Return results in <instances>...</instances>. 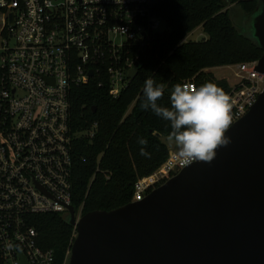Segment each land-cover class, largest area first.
Returning a JSON list of instances; mask_svg holds the SVG:
<instances>
[{"label":"built area","instance_id":"built-area-1","mask_svg":"<svg viewBox=\"0 0 264 264\" xmlns=\"http://www.w3.org/2000/svg\"><path fill=\"white\" fill-rule=\"evenodd\" d=\"M151 2L0 0L1 264H22L21 258L24 264L53 263V252L38 247L28 222L47 214L69 217L68 97L92 80L107 87L112 100L128 88L130 71H139L140 53L164 33L157 31L163 22L150 13ZM257 61L233 66L236 83L222 89L231 102L230 127L264 90ZM182 86L198 87L192 79ZM175 147L150 176L135 182L133 203L198 162L186 161Z\"/></svg>","mask_w":264,"mask_h":264},{"label":"trees","instance_id":"trees-1","mask_svg":"<svg viewBox=\"0 0 264 264\" xmlns=\"http://www.w3.org/2000/svg\"><path fill=\"white\" fill-rule=\"evenodd\" d=\"M259 0H152L150 13L159 18L166 31L158 34L140 53L139 71L121 95L112 100L107 87L97 80L73 88L69 97L71 136V205L81 217L97 211H113L132 203L135 182L148 177L168 157L162 142L170 127L167 121L140 107L148 78L165 87L158 104L168 107L172 88L185 80L198 86L217 81L214 68L236 66L259 60L262 50L236 28L229 7L238 6L246 18L255 12ZM205 38L186 42L195 29ZM92 137L77 136L80 133ZM147 145H140L139 139ZM148 155L142 156L141 149ZM151 193V192H150ZM149 193V194H150ZM28 225L37 233V245L53 252L52 264H67L74 229L67 217L58 214L31 216ZM1 264V263H0Z\"/></svg>","mask_w":264,"mask_h":264},{"label":"water","instance_id":"water-1","mask_svg":"<svg viewBox=\"0 0 264 264\" xmlns=\"http://www.w3.org/2000/svg\"><path fill=\"white\" fill-rule=\"evenodd\" d=\"M242 23L264 73V0ZM226 134L231 143L211 162L189 165L142 201L78 220L68 206L76 237L67 264H264V90Z\"/></svg>","mask_w":264,"mask_h":264},{"label":"clouds","instance_id":"clouds-1","mask_svg":"<svg viewBox=\"0 0 264 264\" xmlns=\"http://www.w3.org/2000/svg\"><path fill=\"white\" fill-rule=\"evenodd\" d=\"M165 87L154 78L144 82L143 102L140 107L167 121L170 132L167 139L174 142L177 151L186 161L211 162L216 150L231 143L226 134L232 124L229 96L215 83L206 82L198 87L175 85L169 95L170 106L157 102ZM140 145H147L143 138ZM142 156L148 153L142 148Z\"/></svg>","mask_w":264,"mask_h":264},{"label":"rangeland","instance_id":"rangeland-1","mask_svg":"<svg viewBox=\"0 0 264 264\" xmlns=\"http://www.w3.org/2000/svg\"><path fill=\"white\" fill-rule=\"evenodd\" d=\"M229 11L231 12V16L236 28L239 26L240 31H243L247 28L246 24L244 25L242 22L246 18V15L240 11L238 6H231L229 7ZM240 26L242 28H240ZM159 32H165L166 28L164 23L160 24L158 30ZM248 34V33H246ZM249 36V34H248ZM205 38L203 30L200 28L195 29L191 34H189L185 41L186 42H199ZM211 74L217 81L225 80L228 82L229 85L233 86L236 81L234 78V69L233 66L221 67V68H214L210 70ZM162 142L166 145L167 149H173L175 147L174 142H170L167 138H162Z\"/></svg>","mask_w":264,"mask_h":264},{"label":"crops","instance_id":"crops-1","mask_svg":"<svg viewBox=\"0 0 264 264\" xmlns=\"http://www.w3.org/2000/svg\"><path fill=\"white\" fill-rule=\"evenodd\" d=\"M206 72H210V70H206Z\"/></svg>","mask_w":264,"mask_h":264}]
</instances>
